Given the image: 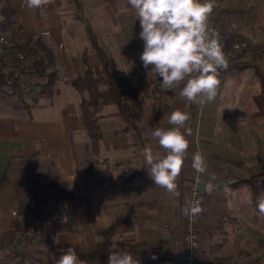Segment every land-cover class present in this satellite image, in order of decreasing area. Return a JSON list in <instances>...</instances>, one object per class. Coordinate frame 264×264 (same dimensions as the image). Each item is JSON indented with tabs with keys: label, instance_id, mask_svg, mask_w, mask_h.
Segmentation results:
<instances>
[{
	"label": "crops",
	"instance_id": "obj_1",
	"mask_svg": "<svg viewBox=\"0 0 264 264\" xmlns=\"http://www.w3.org/2000/svg\"><path fill=\"white\" fill-rule=\"evenodd\" d=\"M5 2L14 11L16 42L25 44L40 35L53 49L57 76L43 91L46 78L26 66L22 78L30 90L0 99V250L13 244V257L24 250L52 263L58 252L63 254L72 247L79 260L99 264V250L118 251V240L127 239L135 244L130 253L146 264H182L184 194L193 184L205 190L212 183L213 190H205L201 197L200 251L204 257L227 264H250L249 230L255 225L264 236V216L258 211L257 218L250 217L252 193L243 180L253 157H264V145L252 138L249 125L259 113L255 104L232 115L230 108H243L244 99L231 97L227 102L226 76L231 70L218 76L220 84L213 100L187 104L176 93L161 91L160 79L143 67L141 28L127 0H54L43 12L28 10L23 0ZM260 2L264 0H219L214 4L208 23L215 28L224 53L236 40H264L257 29L263 23L261 15L243 18ZM75 21L82 24L77 35ZM123 23L136 29L138 49L130 47L133 42ZM89 27L109 56L110 68L122 71L131 85L140 87L144 108L137 132L123 124L114 104L100 106L96 148L81 119L79 93L70 83L86 66L100 63L90 44ZM13 66L8 62L1 69L9 71ZM238 86L236 90L242 92L250 84L242 80ZM176 110L189 112L191 118L181 129L189 148L177 180L178 194L173 195L154 185L144 152L150 149L154 155L165 154L152 132L156 127H173L163 117ZM196 152L205 157L202 173L192 167ZM37 174L45 175L55 189L66 184L80 197L76 227L57 231L50 242H21L17 226L26 212L21 210L19 196L25 181ZM15 209L19 212L13 215ZM153 255L157 258L152 259Z\"/></svg>",
	"mask_w": 264,
	"mask_h": 264
},
{
	"label": "clouds",
	"instance_id": "obj_2",
	"mask_svg": "<svg viewBox=\"0 0 264 264\" xmlns=\"http://www.w3.org/2000/svg\"><path fill=\"white\" fill-rule=\"evenodd\" d=\"M53 3L54 0H23V6L33 12H43ZM127 3L141 28L139 37L143 41V52L140 60L147 73H154L160 79V90L176 93L187 104L213 100L220 84L218 70L228 66L222 45L208 23L215 0H127ZM163 118L173 127H156L152 136L165 154L154 155L146 149L144 164L155 186L177 195V180L189 148V141L181 129L191 117L189 112L176 110ZM192 167L197 173L205 171L202 153H194ZM205 190L210 193L213 184L207 183ZM257 208L264 216V195L258 198ZM202 210L199 201L185 209L192 216ZM56 264L86 262L79 260L75 249L69 247ZM107 264H140V261L128 251H110Z\"/></svg>",
	"mask_w": 264,
	"mask_h": 264
},
{
	"label": "trees",
	"instance_id": "obj_3",
	"mask_svg": "<svg viewBox=\"0 0 264 264\" xmlns=\"http://www.w3.org/2000/svg\"><path fill=\"white\" fill-rule=\"evenodd\" d=\"M15 23L14 11L5 2L0 5V32H10L15 40ZM122 28L129 38L130 45L133 49H138L136 44L137 31L128 23H123ZM88 37L91 46L94 47L100 57V63L95 66H86L83 73H79L70 79L73 88L79 93V109L82 122L87 130L89 138L93 142V147L98 144L99 130L96 119V113L100 106L114 104L119 112V118L126 126L140 132L141 126L139 120L143 115L144 108L140 96V87L131 85L123 75L122 71L110 68V58L99 45L93 30L87 28ZM135 43V44H134ZM16 50L25 53V60L19 61L16 66L21 70L28 68L33 69L41 76H46V82L42 90L49 88L56 80L55 54L53 49L41 38V36L31 37L27 43L18 44L15 42ZM252 50L260 49L264 52V40L259 44H253ZM15 60H11L9 65H15ZM233 63V61H231ZM227 68H221V73L225 74L230 67L227 62ZM3 67V66H2ZM1 67V68H2ZM0 68V89L7 88L10 96H21L22 91L19 84L15 81L11 70L5 71ZM256 71V69H255ZM257 73V72H256ZM260 113L264 116V75L260 79L259 92L255 94ZM243 182L247 183L252 193V205L257 207V200L260 197L261 190H264V161L257 162L248 172V176ZM58 193L62 196L65 204L58 211H36L30 217H25L22 223L18 224V228L22 233L24 228L36 221L42 229V233L38 241L50 242L53 235L59 230L72 231L76 227L77 215L81 204L80 197L66 184L56 186ZM22 242V238H20ZM118 251L131 252L135 248V244L127 239L118 240L116 244ZM58 252L57 259L61 255ZM109 252L105 250L98 251L99 264H107ZM57 259L52 263L44 262L24 250L18 251L8 264H56ZM140 264H146L145 261L139 260Z\"/></svg>",
	"mask_w": 264,
	"mask_h": 264
},
{
	"label": "built area",
	"instance_id": "obj_4",
	"mask_svg": "<svg viewBox=\"0 0 264 264\" xmlns=\"http://www.w3.org/2000/svg\"><path fill=\"white\" fill-rule=\"evenodd\" d=\"M219 0H215V4ZM209 27L214 30L212 25ZM16 40L13 39L10 32H0V68L10 62L12 59L18 64L19 61L25 60V53L16 50L14 47ZM248 46L245 40L233 41L225 48V54L232 51H239ZM15 81L19 84L22 92L30 90L28 83L22 78V71L19 67L14 65L11 69ZM219 72V71H218ZM9 95L7 88L0 89V99ZM206 191L198 186H190L183 197L184 207L187 208L191 203L199 201L201 204V197L205 195ZM21 200V210L26 212V217H30L32 213L39 211H58L65 204L62 196L57 192L55 187L51 184L48 178L43 174H37L29 178L24 183V191L19 196ZM19 212L18 209L12 211L13 215ZM199 214L196 216L190 215L186 212L183 219V262L182 264H223V262L215 259L204 257L200 251L199 241ZM42 229L36 221L28 224L21 234V238L38 240L41 236ZM13 244L7 245L0 250V264H8L13 258Z\"/></svg>",
	"mask_w": 264,
	"mask_h": 264
},
{
	"label": "rangeland",
	"instance_id": "obj_5",
	"mask_svg": "<svg viewBox=\"0 0 264 264\" xmlns=\"http://www.w3.org/2000/svg\"><path fill=\"white\" fill-rule=\"evenodd\" d=\"M4 3H5V0H0V5ZM260 3L262 4H260L258 7H255L251 11V13L245 14L243 18H246V17L247 18L248 17L259 18V16L261 15L260 20H262L263 23H260L257 29H259L260 31V34H258V37L262 38L264 36V2H260ZM75 22L79 28V30L78 29L76 30V35H77L79 34V32H81L82 24L80 23V21H75ZM257 39L259 38H255V40ZM236 41H240V40H236ZM245 41L247 40L245 39ZM250 41L251 42L247 41L248 46L246 48H243L242 50H239V51H232L228 54L227 53L225 54L227 62H230V66H232V64L236 65L234 67H230L231 72H229V74L226 76L227 78L226 86L228 87V90H229L226 96L228 98L227 102L229 103L230 99L232 98L238 99L242 97L244 99L243 108H241L240 105L230 108L233 116H235L236 114H242L243 112H246L248 107L249 109L250 107L251 108L253 107V104H255L256 108H258L256 104L257 101L252 100L251 98H249V96L251 97L259 92L260 79L264 75V52L260 49H256V50L251 49V46L253 44H259L262 42V40L261 41L250 40ZM231 61H233V63ZM221 74L222 73L219 72L218 76H220ZM44 77L47 79L46 76ZM63 79L60 77L61 81ZM242 80L245 81V83H249L250 86H249V89L245 87L242 92H239L236 89L239 87L238 84H241ZM246 93L248 94V96L246 95ZM256 111L259 112L258 115L249 121V125L252 126L251 128L252 138L254 137V140L256 142L264 145V116L260 113V110L258 111V109H256ZM244 125H246V123H244ZM261 150H262V147L260 145L259 151L262 152ZM253 158L255 159L254 160L251 159L252 160L251 165L249 166L248 171L246 170L247 172H249L250 169L257 162L264 161V157H261V156L259 157L258 155ZM246 171L244 173V177L245 175H247ZM254 208L253 206H251L249 214L251 218L255 219L257 218V214L259 210H257V207L256 209ZM258 229L259 228L257 226L251 225L250 230H249L248 253L250 255V264H264V236L262 234H259V232H257ZM245 254H243V256H245ZM215 259L223 262V264H227V261H224L218 258H215Z\"/></svg>",
	"mask_w": 264,
	"mask_h": 264
}]
</instances>
